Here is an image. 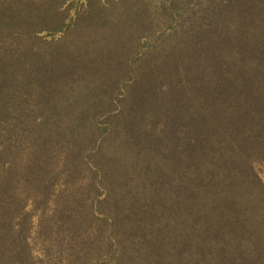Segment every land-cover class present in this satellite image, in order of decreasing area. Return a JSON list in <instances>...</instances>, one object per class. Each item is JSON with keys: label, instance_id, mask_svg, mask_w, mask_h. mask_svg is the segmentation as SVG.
<instances>
[{"label": "trees", "instance_id": "16d2710c", "mask_svg": "<svg viewBox=\"0 0 264 264\" xmlns=\"http://www.w3.org/2000/svg\"><path fill=\"white\" fill-rule=\"evenodd\" d=\"M259 166L264 0H0V264H264Z\"/></svg>", "mask_w": 264, "mask_h": 264}, {"label": "rangeland", "instance_id": "374dc122", "mask_svg": "<svg viewBox=\"0 0 264 264\" xmlns=\"http://www.w3.org/2000/svg\"><path fill=\"white\" fill-rule=\"evenodd\" d=\"M258 173L264 182V166L258 167ZM34 231V229H32ZM32 255L33 264H69L74 260V248L75 242H66L62 240L52 241L47 239L45 242L29 241ZM77 243V242H76ZM16 245V243L14 244ZM87 247H96L98 244L96 242L86 243ZM49 249V253H42L45 248ZM88 249V248H87ZM103 254L100 255L102 257ZM76 264H87L84 261H79L75 258Z\"/></svg>", "mask_w": 264, "mask_h": 264}]
</instances>
